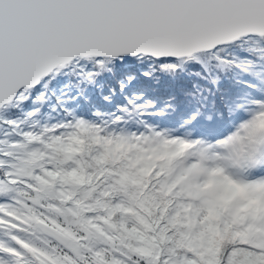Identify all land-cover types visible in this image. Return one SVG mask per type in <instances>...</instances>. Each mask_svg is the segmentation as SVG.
<instances>
[{"label":"snow or ice","instance_id":"snow-or-ice-1","mask_svg":"<svg viewBox=\"0 0 264 264\" xmlns=\"http://www.w3.org/2000/svg\"><path fill=\"white\" fill-rule=\"evenodd\" d=\"M0 264H264V0H0Z\"/></svg>","mask_w":264,"mask_h":264}]
</instances>
